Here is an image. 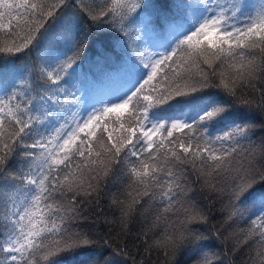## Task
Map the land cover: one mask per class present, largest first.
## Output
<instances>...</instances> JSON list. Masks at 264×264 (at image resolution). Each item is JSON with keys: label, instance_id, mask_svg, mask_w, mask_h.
I'll return each instance as SVG.
<instances>
[{"label": "snow or ice", "instance_id": "6c2138e0", "mask_svg": "<svg viewBox=\"0 0 264 264\" xmlns=\"http://www.w3.org/2000/svg\"><path fill=\"white\" fill-rule=\"evenodd\" d=\"M258 153L264 0H0V264H128L105 197L134 264H235L200 196L264 264Z\"/></svg>", "mask_w": 264, "mask_h": 264}, {"label": "trees", "instance_id": "16d2710c", "mask_svg": "<svg viewBox=\"0 0 264 264\" xmlns=\"http://www.w3.org/2000/svg\"><path fill=\"white\" fill-rule=\"evenodd\" d=\"M257 161L264 163L260 159V154H257ZM115 189H113L114 191ZM199 202L202 207L206 206L209 210V223L207 225H200V231L208 237L209 241L215 245L214 250L219 252H227L230 259H234L235 264H243V261L247 259L248 248L247 245H243L241 241L243 240V235L241 229L246 230L248 224L244 221H239L232 223L231 221L225 223L226 213L222 212L221 209L226 204L225 200L213 199L211 201L205 199L203 196L199 197ZM103 214L93 221L92 219L88 220L85 224V227L88 225H93V231L100 239L97 241L98 247H103V241L108 240L115 247V243H120L123 245L127 243V249L130 253V256L127 257L128 264H134V261H137L141 258L140 248L141 241L137 239V234L140 230V224L134 222L130 227V233L127 236H118V227L114 224H106L105 219L107 218L111 221L114 218L113 210L108 206V197H105L102 202ZM118 215V213H116ZM217 229L222 233V235L217 238ZM251 243V241H250ZM236 249L235 254L233 255V250ZM153 264H163L162 257L152 256Z\"/></svg>", "mask_w": 264, "mask_h": 264}]
</instances>
